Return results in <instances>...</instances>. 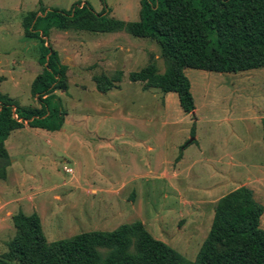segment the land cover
<instances>
[{
	"label": "rangeland",
	"instance_id": "obj_1",
	"mask_svg": "<svg viewBox=\"0 0 264 264\" xmlns=\"http://www.w3.org/2000/svg\"><path fill=\"white\" fill-rule=\"evenodd\" d=\"M20 1L24 2L25 6L28 0ZM38 1L36 17L45 12V9L66 11L85 4L95 13L103 14L107 18L125 22H136L139 19V0ZM69 2L71 6L67 8ZM11 5L13 8V3ZM5 11L6 15L8 9L5 8ZM17 22L22 25V20L20 22L14 19L12 21L14 26L11 29L9 21H3L0 30V57L7 65L5 74L10 70H19L13 63L19 60L23 52L18 49L19 45L22 47V39L16 33ZM13 31L14 35L10 36V32ZM5 39L11 41L6 44L3 42ZM28 39L32 40H24L22 43L26 41L39 43L35 38ZM47 41L58 52L61 62L67 66L68 89L55 93L51 107L59 108L76 122L73 132L78 133L79 125L80 129L86 127L91 131L92 136L88 141L89 147L82 148L76 141H68V146H65V143L49 145L45 142L47 139L38 141L35 135L26 134L25 131L12 134L8 138L10 140L6 148L11 153L16 152L14 157L17 158V169L18 166L21 167L17 176L20 179L26 176L25 180L18 179L23 186L22 190L27 189L24 185L32 186L33 192L40 194L35 201L38 203L45 196L51 197L52 193L49 190L52 186H60L71 177V174L64 173V166L71 168L72 173L74 171L73 177L78 178L83 163L88 170H93L101 161L104 176H110L109 182L113 183L128 181L135 175H146L143 179L134 178L126 182L123 188L119 183L109 189V193L97 192L95 195L90 191L93 185L81 190L68 186L58 187L56 193L62 197L61 201L50 202L51 198L46 197L48 202L38 211H32V214L35 213L42 218V229L48 242L68 239L91 231L111 232L120 225L135 221L144 222L145 225V217L150 220L156 214L165 216L166 220L161 221L165 222L167 227L156 224L154 229L157 232H163L164 229L171 235H176L177 228L183 225V222H178L176 216L180 200L163 182L151 178L158 175L163 162H169V166L176 163L179 150L174 146L184 145L192 138L191 130L195 134L198 132L205 138V142L221 137H233V133L244 134V128L253 134L252 138L256 142L259 135L263 134L261 127L258 126V120L264 116V68L230 75L186 69L184 74L192 84L193 98L196 100V111L194 116H191L183 113L176 101V106H173V103L167 104L164 94L159 90L143 89L141 83H132L129 80L130 73L137 72L150 63L156 65L159 73L164 72L165 60L154 41L137 38L124 32L90 33L57 29L50 30ZM11 48H14V51ZM2 49H8L9 53L3 54ZM35 53L39 54L38 44L37 48L33 45L29 49V54ZM27 67H31V63H27ZM38 67L41 71L42 67L39 64ZM119 71L122 72V77L116 88L106 93L96 90L93 81L95 75L107 74L111 77ZM26 84L23 79L19 87L15 88L11 82H4L0 86L2 91L0 92L8 93L20 105L39 107L32 97L30 86ZM250 115L255 119L254 122L249 121ZM113 128H116L118 133H130L137 139L126 137L120 141L113 140ZM139 140L140 144L136 145ZM142 140H145V145ZM107 143L114 146L113 152L104 148ZM99 144L103 146L97 149ZM261 147V150L255 147V150L248 151L244 156L245 161L256 166H250L251 171L254 170V178L239 183L247 184L253 191L255 200L264 208L263 143ZM38 161L41 163L40 166ZM259 166L261 176H258L257 172ZM50 167L55 171L57 169L56 175L49 172ZM21 169H24L23 172ZM98 173L97 170L93 172L96 176ZM10 175L11 170L8 167L6 176ZM106 185V189L109 188L110 185ZM97 186L100 185H95ZM15 195L13 189L11 192L1 194L5 198ZM26 213H29V209ZM207 220L203 221L204 224ZM261 228L264 230V212L261 217ZM202 232L195 236H187L186 233L179 239L180 247L194 244L192 251L189 250L186 256L183 255L190 262L194 261L193 258L209 231ZM14 235L12 223H9V226L3 222L0 224V258L6 252L7 244ZM174 250L181 254L180 250Z\"/></svg>",
	"mask_w": 264,
	"mask_h": 264
},
{
	"label": "trees",
	"instance_id": "obj_2",
	"mask_svg": "<svg viewBox=\"0 0 264 264\" xmlns=\"http://www.w3.org/2000/svg\"><path fill=\"white\" fill-rule=\"evenodd\" d=\"M136 22L107 18L89 6L51 9L22 18L24 36L39 42L41 73L31 84L39 107L20 106L0 92V179L10 158L4 143L23 125L58 130L64 112L52 108L57 91H67V66L48 44L51 29L119 33L154 41L165 60L159 73L154 63L130 73L132 83L163 94L175 93L183 113L195 110L186 69L222 74L264 68V0H139ZM122 72L95 75L96 90L106 93L120 83ZM264 144V118L261 121ZM194 134V131L192 132ZM192 134V135H193ZM264 208L247 187L220 198L208 235L194 261L151 236L143 224H123L111 232L91 231L48 242L37 214L19 211L11 217L15 235L0 264H264Z\"/></svg>",
	"mask_w": 264,
	"mask_h": 264
},
{
	"label": "crops",
	"instance_id": "obj_3",
	"mask_svg": "<svg viewBox=\"0 0 264 264\" xmlns=\"http://www.w3.org/2000/svg\"><path fill=\"white\" fill-rule=\"evenodd\" d=\"M12 3H13V8L11 5ZM23 3H21L20 0H0V30H2L1 27H2L3 21H6V22L9 21V27H11L12 29L14 26V24H12V21L14 19H17L18 21L21 22L22 16L24 14L35 12L39 5L38 0H28L25 6H23ZM70 6H71V2H69V4L67 5V8H69ZM5 8L8 9L6 15H5V12H6ZM45 10L48 11V9H45ZM1 11L3 12L5 11L4 14ZM17 29L18 30L21 29V31L17 30L16 33L22 39L21 40L22 47L21 45H19L18 49H21V51L23 52L22 54H20L19 60L18 61L15 60L13 63L17 65V68H19V70H10L8 71L7 74H5V68H7V65L4 63L2 57H0V86L4 82H9V83L11 82L13 87L16 88V87H19L18 85H20L22 83V80L25 79V82L27 83L26 85L30 86L31 88L32 82L34 81L36 76L40 74L41 71L39 70V67H38L39 54L38 55L36 53L34 55L29 54V49L33 45H35L37 48V44L39 47V43H35V42L29 43L27 41L26 43H22L24 42V40H32V39L25 38L24 33H23V27L19 22H17ZM12 33L10 32V36L14 35V31ZM10 36H6V37H10ZM8 41H11V40L5 39L3 42L8 44L7 43ZM2 44L4 45V43ZM11 49H13L12 51H14V48H11ZM2 53L7 54L9 53V50L2 49ZM0 54H1V49H0ZM27 63H31V67H27ZM187 70H190V69H187ZM240 73H243V72H240ZM223 75H230V74L225 73ZM190 88H191V93L193 96L191 82H190ZM0 91H1V88H0ZM2 94L4 95L6 94L10 98H12L8 93L3 92ZM164 96H165L167 104L173 103V106H176L177 104L179 106L178 98L175 93H167V94H164ZM13 99L16 101L15 98ZM175 101L177 102V104ZM20 106H23V105H20ZM194 106H195L194 111H196V100L195 99H194ZM194 111L190 114L191 116H194L195 114ZM251 117L250 118L248 117L249 121L254 122L253 120L255 119L253 117L251 119ZM263 118L264 116H261L258 120V126L261 127V129H262L261 121ZM74 124H76V122L73 119H70L69 116L65 115L61 127L56 131L49 132L44 129L30 128L25 124L23 125L22 128L12 131L9 137L15 132L23 133L22 131H25L26 134L28 133V134L35 135L38 141L47 139L45 142H47V144L49 145H53L54 143L56 144L65 143L64 145L68 146V143H67L68 141H76L79 144H81L82 148L89 147L90 144L88 141L91 140L92 132L88 131L86 127H83L80 129L79 128L80 126L78 125V128H77L78 133H75L73 132L75 128ZM197 124H198V121H197ZM84 126H87V125L84 124ZM244 130H245L244 134L246 136L244 134H234L233 133V137H229V138L221 137L215 140H211L209 142L207 140L205 142V138H203L198 132H196V134L195 133L193 134L192 133L193 130H191L190 133H191V136H193L192 138L188 139V141L184 145H181L179 147L176 145L174 146L176 149L179 150L178 156L175 159L176 163H173L171 166H169V162L167 163L163 162L161 170L158 171V175L157 176L155 175L154 177H151V178L154 180H159L160 182H163L164 185H166V187L171 191V193H174L177 196V199L180 200L179 202L180 205H178V210H177L179 214L177 213L178 215L176 214V216L178 217V220H179L178 222L179 223L183 222V225L180 228H177L178 232H176V235L174 234L171 235L170 232H167L164 229L162 230L163 232H157V230L154 229V225L156 224L159 226L161 225L163 227L164 226L167 227V224L161 221V220L163 221L166 220L164 215L156 214L155 217L150 220L145 217V225H144V222H141V223L143 224V226H145V229L151 234L153 238L159 241H162L163 243L169 245L173 249L180 250L181 254L186 256L188 251L191 250L194 244L191 243V245L180 247L178 245L179 239L185 236L184 234L186 233H187V236H195V235L201 234L202 231H205V230L209 231L211 224H212L213 215H214L213 207L216 204V202L223 196L227 195L228 193L240 187L249 188L247 184H242L239 182L243 180H251V178H254L255 176L253 174L254 170L251 171L250 166H253V167H256V166L251 164V162L245 161L244 156L245 154H247L248 151L255 150V147H257L258 150L262 149L261 144L263 143L262 141L263 134L262 136L259 135L257 142H256V140L252 138L253 134L250 133V131L247 130V128L246 129L244 128ZM113 132H114L113 140L120 141V139H124L126 137L127 138L129 137V139H133V140L137 139L136 137L134 138V135L130 133L129 134H125L123 132L118 133L116 128H113ZM165 137L167 136L165 135ZM7 140L5 141L4 146L10 158L9 170H11V175L6 176L5 180L0 179L1 180V183H0V224L3 222L4 224H6V226H9V223H12L11 217L13 215L18 213L19 211H22L25 215L32 214V211H38L44 203L48 202V199L46 197H49V196L43 197L42 199L38 201V203H36L35 201L37 200L40 194L38 192L34 193L33 192L34 188L32 186L24 185L25 187H27V189L22 190L23 186L18 181V179L20 178L17 176L18 169L21 167L18 166V169H17V158L14 157L16 152L14 151L11 153V151L9 152V150L6 148L7 143L9 142L10 139L8 141ZM141 142L145 145V140H142ZM135 144L139 145L140 140ZM99 146H103V145L99 144L97 149L100 148ZM104 148L112 152L114 151V146L111 145V143H107ZM148 149L149 148H147V150ZM150 151H152V148L150 149ZM94 158L96 159L95 155H94ZM35 164H37V162H35ZM38 164L40 166L41 163L38 161ZM102 165L103 164L100 161V165H95V168L93 170H88L86 165L84 166V163H83L81 165L78 178L73 177V173H74L73 171L68 181L65 183H61L60 186H68L69 188H72L75 190H81V189L87 188V186L92 187L93 185V188H90V191L94 192V195H95L97 194V192L98 193L100 192L109 193L110 191L109 189H112L113 186L118 185L119 183H120L119 184L120 187L123 188L126 182L132 181L134 178L143 179L146 176L145 174L135 175L133 178H131L128 181L123 180L124 182L122 181V182L113 183V182H109L111 178L110 176L108 177L104 176L103 171H102L103 170ZM259 167H257L258 169L257 172L259 173L258 176H261L262 171L259 170L261 169V167L260 168ZM50 169H51V171H49L50 173L55 174V175L57 174V169L56 171L52 167H50ZM22 170L24 169H21V171ZM96 170L99 172L98 176L93 174V172ZM25 178L26 176H23L21 179L25 180ZM100 183H103V184H100ZM106 184L110 185L109 188L107 189H106V186H107ZM95 185H100V186L95 187ZM60 186L54 185L52 186V188H50L49 191L52 193L51 197H49L51 198L50 202H52L53 200L57 202L61 201L62 197L56 193V191L58 190V187ZM12 189L15 190V193H16L14 197L5 198L1 196L2 193L4 194L7 192H11ZM86 193L88 194V191ZM164 197H167V196L164 195ZM27 209H29L28 214L26 213ZM39 218H40L41 226H42L43 220L40 216ZM205 220H207V223L204 224L203 221ZM196 255L194 256L193 259H195Z\"/></svg>",
	"mask_w": 264,
	"mask_h": 264
},
{
	"label": "built area",
	"instance_id": "obj_4",
	"mask_svg": "<svg viewBox=\"0 0 264 264\" xmlns=\"http://www.w3.org/2000/svg\"><path fill=\"white\" fill-rule=\"evenodd\" d=\"M63 171H64V173H66V174H72V169L69 168V167L64 166V167H63Z\"/></svg>",
	"mask_w": 264,
	"mask_h": 264
},
{
	"label": "water",
	"instance_id": "obj_5",
	"mask_svg": "<svg viewBox=\"0 0 264 264\" xmlns=\"http://www.w3.org/2000/svg\"><path fill=\"white\" fill-rule=\"evenodd\" d=\"M191 141V140H190Z\"/></svg>",
	"mask_w": 264,
	"mask_h": 264
}]
</instances>
